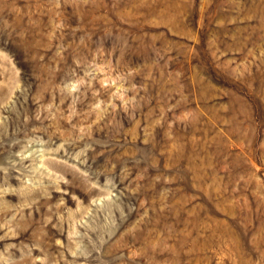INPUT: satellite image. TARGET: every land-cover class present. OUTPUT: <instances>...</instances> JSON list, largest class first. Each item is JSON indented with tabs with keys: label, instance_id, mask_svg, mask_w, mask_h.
<instances>
[{
	"label": "rangeland",
	"instance_id": "rangeland-1",
	"mask_svg": "<svg viewBox=\"0 0 264 264\" xmlns=\"http://www.w3.org/2000/svg\"><path fill=\"white\" fill-rule=\"evenodd\" d=\"M0 264H264V0H0Z\"/></svg>",
	"mask_w": 264,
	"mask_h": 264
}]
</instances>
